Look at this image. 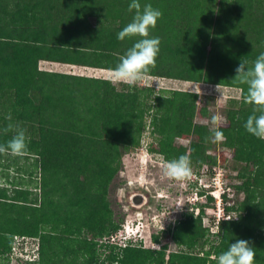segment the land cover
Returning <instances> with one entry per match:
<instances>
[{"label":"trees","instance_id":"1","mask_svg":"<svg viewBox=\"0 0 264 264\" xmlns=\"http://www.w3.org/2000/svg\"><path fill=\"white\" fill-rule=\"evenodd\" d=\"M9 1L0 0V94L12 90L13 107L23 108L24 121L34 120L41 130L36 139L26 140V155H37L40 159L43 200L37 208L27 201L25 192H19L18 200L0 194V254L12 253L16 239H21L16 235L25 234L34 239L32 249L37 257L26 264H77L80 259L82 264H97L94 256L97 241L116 233L122 222L109 209L108 188L117 174L122 153L139 146L144 131L143 115L151 108L144 106L145 101H139L135 93L116 92L110 80L38 72L37 62L48 57L44 56L45 48L50 47V53L56 54L68 52L71 45L96 53H82L83 60L76 64L61 62L54 55L48 61L112 71L119 58L140 39L117 38L132 21L135 10L132 17L122 18L116 28L92 30L81 20H59L66 10L64 7L92 13L103 12L107 6L120 15L121 5L126 9L129 5H124L122 0H31L33 6L11 13V19L13 15L22 19L11 20L22 24L15 29L2 20L8 17L3 5ZM139 2L142 8L151 4L163 14L156 27L150 29V38L160 39L156 63L167 66L147 75L241 90L242 102L232 126L220 132L226 145L236 150V160L245 162L251 170H242L239 175L242 182L236 186V194H242L243 198L235 204L237 216L219 221L217 233L210 234L202 226L201 217L185 218L168 230L175 244L188 251L201 244V253L167 254L131 245L119 247L106 239L101 247L107 254L101 264H217L215 258L238 239L248 240L254 247V264H264V140L244 128L252 114H246L243 107L255 105L246 101L247 85L234 80L241 61L252 66L259 54L264 53V0ZM33 15L40 21L33 20L34 24L29 25L28 16ZM60 23L64 29H72L71 38L63 39L74 45L61 42L57 46L61 50H57L52 46L56 43L50 41L59 36ZM183 25L185 28H180ZM187 26L193 28L187 30ZM212 29L214 35L208 40ZM192 30L207 31L206 38L197 40L189 33ZM198 41L204 43L200 52L193 48ZM205 43L213 45L208 53ZM107 59L113 62L104 63ZM202 67L206 70L204 78L197 76ZM35 93L40 100L34 105L31 96ZM196 106V94L179 91L155 102L151 127L152 133L161 137L162 154L174 150V139L183 134L201 137L212 134L206 127L193 123ZM12 136L0 131V144H6ZM199 148L198 143L191 144V159L204 162V158L195 156ZM225 211L227 214L229 210ZM41 225H46L49 231L39 235ZM214 236L218 238L216 244L209 241ZM153 241L156 242L155 237Z\"/></svg>","mask_w":264,"mask_h":264},{"label":"rangeland","instance_id":"2","mask_svg":"<svg viewBox=\"0 0 264 264\" xmlns=\"http://www.w3.org/2000/svg\"><path fill=\"white\" fill-rule=\"evenodd\" d=\"M30 1L10 0L3 5V9L7 10L8 17L2 20L6 21L8 27L15 28V26L22 25L18 22H11V20H22L19 15H13V19L10 18V15L14 11H25L24 6H33V1ZM122 2L124 5L130 4L127 3V0H122ZM74 8L64 7L66 10H64V14L59 20H81L85 23V27L92 30L102 27L116 28L121 24L122 18L132 17L134 13V10L129 11V6L126 9L122 5L119 8L121 10L120 15L114 9L109 10L107 6L103 12L92 13L89 10L84 12L81 9ZM28 17L31 20L29 25L34 24L33 20L40 21L35 19L34 15ZM58 27L60 29L59 36L54 37L56 40L50 41L52 44L56 43L52 45L53 48L60 46L61 42L74 45L72 41L63 39V37L71 38L72 29L70 27L64 29L61 23ZM180 28L183 29L185 26H180ZM186 28L187 30L188 28L192 29L193 26H187ZM189 33L197 40H201L206 38L207 31L196 33L192 30ZM208 34L207 39L211 40L214 29L209 31ZM3 37L9 38L7 36ZM201 42L198 41L193 44L194 51L200 52L201 45L204 44ZM68 46L70 49L66 50L68 52H57L56 54L50 53V47L45 48L44 56L48 57L37 62V71L48 72L46 70L50 69L49 72L51 73L107 79L112 82L116 92L125 93L129 91L135 93L139 97V101H145L144 106H150L151 108L149 112L147 111L143 115L144 131L139 146L129 148L122 153L117 174L107 191L106 200L109 201V209L113 217H119L122 220L119 229L128 224L131 232L128 234L129 237H126L131 239L129 242L136 248L162 250L167 254L180 251L193 254L201 253V244L195 245L189 251L175 244L170 234L167 233L168 230H173L177 223L185 218L197 219L201 217L202 226L210 234L217 233L219 221L237 216L234 210L235 204L243 198L242 194H236V186L242 182L239 175L242 170H251V166L248 170L245 162L236 160V150L226 145L224 137L216 142L211 139L212 134L206 137L194 133L183 134L174 139L172 145L174 150L168 154H162L159 147L161 137L152 133V112L155 109L156 101L169 97L170 93L174 91L196 94L197 106L193 123L206 127L210 131V128H213L211 117L218 114L221 121L216 127L220 131L222 128L232 126L235 112L240 109V103L242 102L241 90L229 86L219 85L217 87L216 84L182 81L150 75H146L143 82L134 85L114 82L112 71H99L100 69L93 70L89 67L68 64L69 62L76 64V62L83 60L82 53H96L92 50ZM204 48L208 53L213 45L205 43ZM57 50H61V47H57ZM51 55H54L61 62L68 63L50 62L48 60ZM112 62L111 59L104 60V63ZM29 66H31V62H29ZM166 66L165 64L155 63V66L151 67L149 72L160 71L159 68ZM198 71L197 76L200 78L206 76L205 68L202 67ZM31 100L35 105L38 104L40 97L35 93L31 96ZM13 105L14 92L12 90L0 94V131H3L11 123L25 130L26 140L36 139L41 132L38 124L34 120L25 122L26 116L22 114L23 108L13 107ZM256 108L257 106L245 105L243 111L246 114L251 113L258 116L261 113L254 111ZM9 116H11V120L7 119ZM7 133L15 135V130ZM206 138L208 139L206 140ZM192 143L199 144L200 148L195 156L196 158H204V162L191 159L189 147ZM183 151L184 155H187L190 159L191 177L183 181L166 178L163 174L164 163L178 159ZM0 155L2 157L0 158V194H4L8 199L18 200L19 192H25L27 201L34 203L32 206L39 208L43 200V182L40 180L39 157L33 154L16 156L10 152ZM225 209L229 210L227 214ZM48 231L49 228L46 225H41L39 235ZM16 236L23 241L19 247V252L14 250L12 253L0 254V264H26L27 261L31 262L37 258L34 256L36 252L32 249V240L34 241V239L25 234ZM153 237L156 238V242L153 241ZM106 239L108 238L97 241L98 244L95 247L94 254L97 264L103 263L104 256L107 254L103 252L101 247ZM209 241L216 244L218 238L217 236L210 237ZM203 248L206 249L207 246ZM18 254H21V257ZM82 262L83 260L80 259L77 264H82ZM104 264H107V262Z\"/></svg>","mask_w":264,"mask_h":264},{"label":"clouds","instance_id":"3","mask_svg":"<svg viewBox=\"0 0 264 264\" xmlns=\"http://www.w3.org/2000/svg\"><path fill=\"white\" fill-rule=\"evenodd\" d=\"M133 10H135V14L132 21L117 34V38L121 41L134 37H140V39L136 40L119 58L120 62L112 70L114 82L129 85L143 82L150 68L155 66L161 41L158 37L150 38V29L156 27L158 20L163 15L151 4H146L142 8L139 0H132L129 4V11L132 12ZM235 72L234 80L247 85L246 101L257 106L254 111L261 113L258 116L249 115L244 128L251 135L264 140V53L259 54L252 66L241 61ZM7 119L11 120V116ZM220 121L221 117L218 114L211 117V124L213 125V128H210L211 139L216 142L223 139V133L216 127ZM13 130H15V135L6 144H0V154L10 152L12 155L23 156L28 147L25 130L10 123L3 129V132L7 133ZM163 174L166 178L175 181L189 179L192 174L189 157L181 155L178 159L165 162ZM255 256L256 253L251 243L248 240L238 239L215 259L217 264H254Z\"/></svg>","mask_w":264,"mask_h":264},{"label":"built area","instance_id":"4","mask_svg":"<svg viewBox=\"0 0 264 264\" xmlns=\"http://www.w3.org/2000/svg\"><path fill=\"white\" fill-rule=\"evenodd\" d=\"M130 232L131 228H129L128 224L123 225L121 229H119L116 233L111 235L110 238H108V243L119 247H125L128 245L132 246V244L129 242L130 240L126 237H129L128 234H130ZM21 243H23L22 239H16V243L13 247L12 252H14V250H17V252H19V247ZM18 256L21 257V254H18Z\"/></svg>","mask_w":264,"mask_h":264},{"label":"crops","instance_id":"5","mask_svg":"<svg viewBox=\"0 0 264 264\" xmlns=\"http://www.w3.org/2000/svg\"><path fill=\"white\" fill-rule=\"evenodd\" d=\"M93 70H97V69H93ZM46 71H48V72H49V71H50V69H47ZM51 71H52V70H51ZM99 71H103V70H99ZM57 72H58V71H57ZM104 72H105V71H104Z\"/></svg>","mask_w":264,"mask_h":264}]
</instances>
